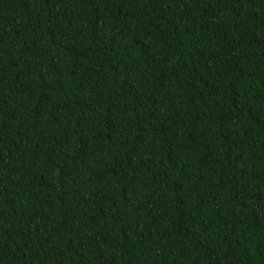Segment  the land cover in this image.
<instances>
[{"label":"trees","instance_id":"16d2710c","mask_svg":"<svg viewBox=\"0 0 264 264\" xmlns=\"http://www.w3.org/2000/svg\"><path fill=\"white\" fill-rule=\"evenodd\" d=\"M0 264H264V0H0Z\"/></svg>","mask_w":264,"mask_h":264}]
</instances>
